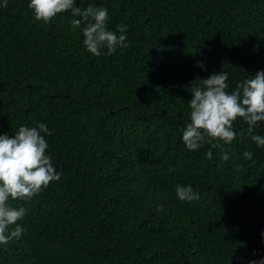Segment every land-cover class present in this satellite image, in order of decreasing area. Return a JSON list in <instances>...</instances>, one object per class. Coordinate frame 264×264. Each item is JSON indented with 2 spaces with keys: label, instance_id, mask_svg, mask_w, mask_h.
Returning a JSON list of instances; mask_svg holds the SVG:
<instances>
[{
  "label": "trees",
  "instance_id": "1",
  "mask_svg": "<svg viewBox=\"0 0 264 264\" xmlns=\"http://www.w3.org/2000/svg\"><path fill=\"white\" fill-rule=\"evenodd\" d=\"M77 3L107 8L110 29L127 25L129 46L96 57L70 13L43 24L28 0L0 7V134L46 123L60 173L30 200L10 201L26 215L22 235L0 244V264H248L264 256V147L247 135L196 151L181 140L199 78L226 71L231 91L264 70V0ZM246 127L234 123L237 132ZM178 185L199 199L178 200Z\"/></svg>",
  "mask_w": 264,
  "mask_h": 264
},
{
  "label": "clouds",
  "instance_id": "2",
  "mask_svg": "<svg viewBox=\"0 0 264 264\" xmlns=\"http://www.w3.org/2000/svg\"><path fill=\"white\" fill-rule=\"evenodd\" d=\"M7 4L8 0H0V7H7ZM28 8L34 21L43 24L62 13L76 17L70 21L71 27L80 30L86 51L96 57L112 56L118 49L129 46L127 25L118 24L115 30L110 29L109 10L104 6L88 4L80 7L77 0H28ZM199 79V84L191 86L192 98L187 102L189 122L181 132L185 148L196 151L204 144L220 147V141L230 145L238 135H247L257 147H264V135L256 134V129L264 125V70L237 83L231 91L226 71L213 72L207 78ZM237 121L247 127L237 132L234 128ZM50 135L44 122L20 125L14 135L0 134V244L19 238L23 232L18 221L24 218L26 209L14 207L10 201L30 200L51 182L60 179L48 152L46 137ZM205 155L211 159V150ZM242 155L252 159L253 154L244 151ZM221 158L227 161L229 154L224 152ZM175 193L180 201L199 199V193L191 185H178ZM248 264H264V256L250 260Z\"/></svg>",
  "mask_w": 264,
  "mask_h": 264
}]
</instances>
